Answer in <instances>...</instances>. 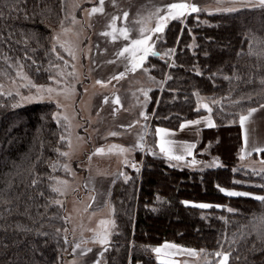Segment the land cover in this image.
<instances>
[{
	"label": "trees",
	"instance_id": "16d2710c",
	"mask_svg": "<svg viewBox=\"0 0 264 264\" xmlns=\"http://www.w3.org/2000/svg\"><path fill=\"white\" fill-rule=\"evenodd\" d=\"M243 4L192 13L185 24L172 20L154 49L160 55L147 60L160 82L148 109L154 138L157 129L176 131L203 115L199 97H206L216 126L203 130L196 154L220 165L180 169L147 154L141 171L126 167L110 194L115 227L100 264H158L151 249L166 242L230 254L227 264H264V226L252 223L264 214L252 198L264 196V173L238 167L239 116L264 106V43L256 42L264 41V7L260 0ZM0 12V77L20 67L35 83H48L60 63L52 34L64 22L65 0H0ZM14 104L0 94V264H66L68 221L52 190L65 148L56 109ZM253 158L264 160V151ZM220 188L252 196L230 197ZM201 203L212 207L194 206Z\"/></svg>",
	"mask_w": 264,
	"mask_h": 264
},
{
	"label": "rangeland",
	"instance_id": "374dc122",
	"mask_svg": "<svg viewBox=\"0 0 264 264\" xmlns=\"http://www.w3.org/2000/svg\"><path fill=\"white\" fill-rule=\"evenodd\" d=\"M245 1L247 0H104L103 13L90 15L93 7L100 6L99 0H65L64 22L52 34V45L60 63L50 81L46 84L35 83L20 67L14 69L13 75L0 77V94L12 98L14 107L45 102L55 106L54 116L64 135L63 153H67L63 155L64 161L57 164V172L53 178L54 188L60 190L56 192L58 201L64 207L68 221L71 257L66 264H94L95 261L100 264V253L104 249L94 243L93 238L101 220H113L110 194L117 178L125 175L126 167L141 171L143 158L147 154L161 157L171 166L180 169L213 168L216 166L214 161L220 165L219 158L204 162L196 154V148L202 142L203 130L213 128L208 126L207 121L210 119L216 126L211 111L203 107L207 104L211 108L208 99L199 97V109L204 112L203 115L184 122L176 131L164 129L169 133L166 139L173 142V154L184 156L180 161L169 160L160 151L161 135L156 132L154 138L150 130L148 109L153 90L160 83L158 77L151 73L152 66L147 65L151 55L144 61L142 68L135 72L126 71L127 61L118 57L117 53L129 42L123 38L113 40L111 36L101 33L111 31L108 25L113 17H119L116 20L117 28L123 27L124 12L129 14L127 23L141 21V24L133 27L143 26L150 30L157 23L156 16L152 14L156 6L163 7L173 2L192 3L199 7L200 11L196 14H200L204 11L237 9L244 6ZM188 16L177 20L185 24ZM171 21L163 33L156 34L162 38L156 40L155 47L163 41V34ZM132 35L137 36L138 33L134 32ZM121 73L124 74L122 78L113 79ZM47 88H52L53 92H46ZM144 91H148L147 100L143 95ZM117 98L119 103L114 102ZM145 115L147 119H144ZM241 130L244 144L240 150L238 167L251 175L263 174L264 160L255 159L253 155L255 148H264V106L257 108ZM113 132L117 135H110ZM141 136L144 137L142 147H138ZM228 138L232 136L228 135ZM113 145L126 151L108 152ZM186 145H194L190 155L186 151ZM210 145L205 147L204 152H208ZM223 145L227 147L228 144L225 142ZM99 148H104L105 153L94 155ZM241 156L244 158L241 159ZM193 160L197 163L193 164ZM111 231L113 233L114 228ZM77 244L80 245L79 248L76 247ZM89 248L92 249L91 252H87ZM194 251L196 255H176L169 259L190 264H216L215 255L205 250Z\"/></svg>",
	"mask_w": 264,
	"mask_h": 264
},
{
	"label": "snow or ice",
	"instance_id": "6c2138e0",
	"mask_svg": "<svg viewBox=\"0 0 264 264\" xmlns=\"http://www.w3.org/2000/svg\"><path fill=\"white\" fill-rule=\"evenodd\" d=\"M13 3H19V0H13ZM99 7H93L90 10V15L91 14H96V13H103V4L104 0H99ZM260 6L264 7V0H260ZM236 9L230 8L226 9V11H235ZM200 11L199 7L195 4H189V3H177L173 2L170 3L166 6H156L154 9V12L152 13L153 15L156 16L157 18V23L154 28L148 30L145 29L143 26L140 27H133V25L141 24V21L133 20L131 24L127 23V17H128V12L123 13V19L125 21V24L123 27L117 28L116 26V20L119 19V17H113L112 22L108 25V27L111 29L109 32H103L101 35L105 36H111L113 40H116L118 38H123L125 41H128V45L123 47L121 51L117 53L118 57H123L126 61V71H131L135 72L137 69L142 68L144 61L151 55V56H159L160 53L154 51L155 48V43L156 40L161 39V36H156L157 33H163L165 27L167 26L168 22L171 20H177L185 17L186 15H190L192 13H197ZM0 18H3V12H0ZM27 18V17H25ZM136 32L138 33L137 36H133L132 34ZM156 37L154 40L153 37ZM11 38V37H9ZM255 40V38H254ZM257 43H264V41H256ZM55 50V48L53 49ZM264 51V50H262ZM174 52V50H169L168 53H165V55H171ZM127 54V55H126ZM249 54H252L251 51ZM5 61H7V57L4 58ZM114 62V61H110ZM145 71H147L145 69ZM124 76L123 73H121L119 76L113 77V79H120ZM97 83H101L100 81H97ZM261 83H264V81H261ZM35 87V85H33ZM40 89H38L39 91ZM46 92L52 93L53 89L52 88H47L45 89ZM143 95L145 96L146 100L148 97V91H144ZM42 98V97H40ZM107 99H105V103H107ZM115 103H119L118 98L114 101ZM204 108H206L209 112L211 111V108L207 104L203 105ZM257 109L253 108L248 111L246 115H240L239 116V123L241 127L243 128L246 123L250 120L252 117L253 113ZM143 115V113H142ZM148 117L145 115L144 119H147ZM66 119V118H65ZM195 123H199V121H195ZM207 124L209 127H214L215 125L212 123V121L209 119L207 121ZM157 134L161 135V143H160V151L164 153L169 160H183L184 156L183 155H175L173 154L172 146L173 142L170 140H167L166 137L169 135L168 132H166L164 129H157L156 130ZM110 135H117V133L113 132L110 133ZM61 139H64L63 137ZM144 137H140L141 144L137 145L138 147H142V142H143ZM247 143L245 139V144ZM194 147V145H186V151L188 154H191V148ZM118 151L120 153H123L126 151V149L122 147H117L113 145L110 147L107 151L112 152V151ZM256 152H261L264 151V148H255L254 149ZM105 153L104 148H99L97 149L96 153L94 155H101ZM61 155H67V153H61ZM244 157L241 156V159ZM193 164L197 163L195 160L192 161ZM213 164L216 166H219L217 161H214ZM239 183V182H237ZM54 192H59L60 190L58 188H53L52 189ZM221 192H225V189L220 188ZM62 194V193H61ZM227 196L230 197H248L252 196L251 193L247 192H237V191H227L225 192ZM253 199L259 201L262 205H264V196H252ZM95 199V198H93ZM55 203L60 204V201H55ZM187 203V202H183ZM195 207L201 208V209H207L212 207V205L201 203L194 205ZM229 212L235 211L234 209L229 208ZM253 224L258 223L261 226H264V214H261L252 221ZM115 227V221L111 219L107 220H101L100 225L98 229L95 231V236L93 238V242L100 245L103 247L104 251H107L108 248L107 246L110 244V236L112 235V229ZM23 231H29L27 229H22ZM59 231V230H58ZM261 235H264V227H262L261 230ZM65 242H67L65 240ZM77 248L80 247L79 244L76 245ZM92 249H87V252H91ZM151 251L158 257L160 258L158 260V264H176L174 260L169 259V257H174L176 255H196L197 253L194 250L191 249H186L182 248L176 244L173 243H165L163 246L160 247H155L152 248ZM203 251V250H201ZM87 254V253H84ZM100 255H103V252L100 253ZM213 255L216 257H221L220 260L217 261V264H227L229 255L230 254H224L221 252H215ZM94 264H99V261H95Z\"/></svg>",
	"mask_w": 264,
	"mask_h": 264
},
{
	"label": "crops",
	"instance_id": "0c3cea01",
	"mask_svg": "<svg viewBox=\"0 0 264 264\" xmlns=\"http://www.w3.org/2000/svg\"><path fill=\"white\" fill-rule=\"evenodd\" d=\"M191 4H192V3H191ZM192 153H194V150H192ZM254 153H256V151H255Z\"/></svg>",
	"mask_w": 264,
	"mask_h": 264
}]
</instances>
